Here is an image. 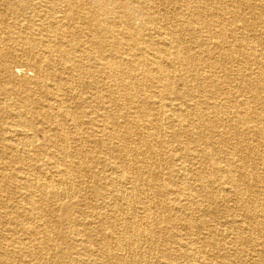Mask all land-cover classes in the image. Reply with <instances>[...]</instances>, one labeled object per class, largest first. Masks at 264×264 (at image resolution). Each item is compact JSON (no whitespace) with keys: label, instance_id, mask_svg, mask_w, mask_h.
Returning a JSON list of instances; mask_svg holds the SVG:
<instances>
[{"label":"bare ground","instance_id":"6f19581e","mask_svg":"<svg viewBox=\"0 0 264 264\" xmlns=\"http://www.w3.org/2000/svg\"><path fill=\"white\" fill-rule=\"evenodd\" d=\"M39 1L0 0L39 14L0 12V264H264V0Z\"/></svg>","mask_w":264,"mask_h":264},{"label":"rangeland","instance_id":"374dc122","mask_svg":"<svg viewBox=\"0 0 264 264\" xmlns=\"http://www.w3.org/2000/svg\"><path fill=\"white\" fill-rule=\"evenodd\" d=\"M39 2L42 3L41 0ZM39 2H34V3H39ZM13 11L15 12V10L10 11L9 9H7L5 7H4V9L3 8H0V12L1 13H3L4 15L7 14V16H8V19H7L8 22H11V23L16 22L17 23V26L20 27V28H23L22 26L25 24V21H26L25 19L28 18V17H32V18H35L37 20L39 19V14H34L31 11H29V10L27 11L28 12L27 14H20L18 12H17V14L10 13V12H13ZM23 70H24L23 71L24 74L21 77H19L21 80L26 79L27 77L28 78L34 77L35 73H33L32 71H29V69H27L26 67ZM206 71L207 72H203V73L206 74V75H208L209 74L208 73L209 70H206ZM194 91H196V89H192V92H194ZM7 99H13V98L7 97ZM164 117L166 119L167 118V115H164ZM163 140H164V142H167L168 143L170 139L167 137V135H163ZM169 154L172 156V152H170ZM260 170H263V165L259 166L257 172L261 173ZM262 174L264 175V172ZM191 184H193V183L191 182ZM215 191L218 193L219 197H222L221 199H225L227 197V192H225L224 190H222V188L221 189H219V188L217 189L216 188ZM228 203L231 206V209H233L234 211H236V206L234 205V203H232V202H228ZM237 215L238 214H236L235 216H237ZM222 216L223 217H222V220L219 222L218 228L224 230L226 228V225H228V223H230L232 221V219L234 218L233 217L234 215L230 216L228 214H224ZM221 239L222 240H225V239H227V237L225 238V236L223 235L221 237ZM256 239H257V242H260V240H258L259 239L258 237H256ZM228 262H229L228 257H223V258H219L218 261H215L213 264H228Z\"/></svg>","mask_w":264,"mask_h":264}]
</instances>
